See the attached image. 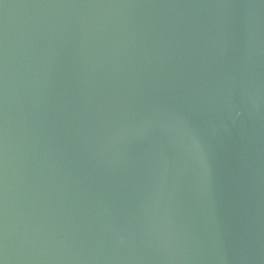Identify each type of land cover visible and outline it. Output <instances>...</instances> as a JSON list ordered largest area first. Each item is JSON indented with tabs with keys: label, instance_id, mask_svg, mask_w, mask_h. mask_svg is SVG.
Instances as JSON below:
<instances>
[{
	"label": "water",
	"instance_id": "95a60500",
	"mask_svg": "<svg viewBox=\"0 0 264 264\" xmlns=\"http://www.w3.org/2000/svg\"><path fill=\"white\" fill-rule=\"evenodd\" d=\"M0 264H264V0H0Z\"/></svg>",
	"mask_w": 264,
	"mask_h": 264
}]
</instances>
